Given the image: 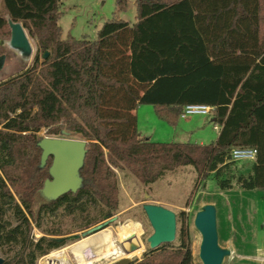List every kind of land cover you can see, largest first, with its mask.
Here are the masks:
<instances>
[{
  "label": "trees",
  "instance_id": "16d2710c",
  "mask_svg": "<svg viewBox=\"0 0 264 264\" xmlns=\"http://www.w3.org/2000/svg\"><path fill=\"white\" fill-rule=\"evenodd\" d=\"M134 1V22L116 15L129 0H116L115 16L88 40L61 37L59 0H2L0 37L9 36L8 14L42 57L48 53L0 81V247H18L2 264H36L62 246L68 237L53 224L59 217L80 220L83 230L115 211L113 168L148 185L191 166L197 183L264 190V0ZM144 104L170 126L184 106H209L217 137L208 144L141 138L135 111ZM42 129L86 142L81 187L53 200L41 192L52 161L39 166ZM235 148L256 150L246 174L230 158ZM186 220L176 214L177 244L148 249L132 264H195ZM42 224L52 226L34 239L33 226Z\"/></svg>",
  "mask_w": 264,
  "mask_h": 264
},
{
  "label": "rangeland",
  "instance_id": "374dc122",
  "mask_svg": "<svg viewBox=\"0 0 264 264\" xmlns=\"http://www.w3.org/2000/svg\"><path fill=\"white\" fill-rule=\"evenodd\" d=\"M59 4L62 14L58 24L63 39L70 36L75 39L95 40L98 29L116 13V0H59ZM0 14H4L2 0H0ZM135 14V1L129 0L126 12L116 15L132 23L135 21ZM8 38L9 36H2L0 42ZM28 38L33 53L27 62L5 45L0 46L5 52V58L0 66V81L31 66L36 55L40 61L43 60L42 54L37 51L35 39L30 36ZM135 113L140 137L152 142L208 144L213 142L218 134V130L213 128L214 124L209 114H191L179 119L176 126H170L156 116L152 105H139ZM38 137L56 136H51L42 129ZM66 137L82 140L80 135L73 133ZM236 162L238 172L248 173L252 161ZM113 170L118 189L117 209L109 212L111 217L89 228L104 221L107 222L106 225L84 238L83 232L89 228L78 230L80 220L69 216L59 217L53 224L59 226L68 238L62 246L39 257L36 264H49V260H52L50 256L54 252L61 255L59 264H87L85 259L90 249L108 239H113L118 249L120 242L127 252L126 257H129L133 263L148 250L147 238L152 234V228L142 209L144 203L161 205L173 211L175 215L180 211L185 212L195 264H201L198 258L201 236L194 227L193 220L196 212L205 204H213L215 207L219 246L230 250L229 256L224 258L222 264H264V190H244L237 185H233L229 190H220L212 178L197 183V174L191 166H180L167 171L148 185L142 184L125 168H113ZM90 214L99 215L96 210H90ZM11 223L16 224L13 220ZM51 226L50 224H42L38 228L33 226L31 232L33 238L38 239L43 236V229ZM179 228L180 223L176 221L175 239L171 244H177ZM75 234H78L79 238L71 237ZM17 249L18 247L14 246H2L0 257L8 259ZM123 257L121 254H111L94 259L92 264H111Z\"/></svg>",
  "mask_w": 264,
  "mask_h": 264
},
{
  "label": "water",
  "instance_id": "95a60500",
  "mask_svg": "<svg viewBox=\"0 0 264 264\" xmlns=\"http://www.w3.org/2000/svg\"><path fill=\"white\" fill-rule=\"evenodd\" d=\"M9 27V38L2 40L0 46L5 45L14 51L23 61L27 62L33 53V47L28 35L19 21H14L8 14L4 16ZM45 52L43 59L47 58ZM5 55L0 56V66ZM41 149L40 167H44L51 157V165L48 169L50 179L44 181L42 194L48 199H57L68 192H76L81 187L82 179L79 171L83 166L86 153L84 140L63 137H42L37 142ZM142 209L152 228V234L147 238L148 249L155 250L164 244H169L175 239L176 215L170 209L161 205L144 203ZM111 217V213L105 215V219ZM106 221L97 224L83 232V236H89L106 225ZM193 225L201 236L198 258L201 264H222L230 250L218 244L216 227V210L213 204L201 206L194 216ZM79 238L78 234L71 236ZM63 241V238L56 239ZM3 258L0 257V264ZM111 264H132V260L123 257Z\"/></svg>",
  "mask_w": 264,
  "mask_h": 264
},
{
  "label": "bare ground",
  "instance_id": "6f19581e",
  "mask_svg": "<svg viewBox=\"0 0 264 264\" xmlns=\"http://www.w3.org/2000/svg\"><path fill=\"white\" fill-rule=\"evenodd\" d=\"M84 238H86V237H84ZM119 244H120V246H119L120 248L118 249L117 247H115L113 239H108V240H104L102 243L92 247L90 249V251L88 252L87 258L85 259L87 261V264H92V261L94 259L97 260L99 258L106 257V256H109L111 254H115V255L121 254L124 257H126V254H127L126 250L123 248V246L120 242H119ZM51 258H52V260H49V264H52L53 263L52 261H54V260L59 262L61 255L58 252H56V253L54 252L53 254H51L50 259ZM127 258H129V257H127Z\"/></svg>",
  "mask_w": 264,
  "mask_h": 264
},
{
  "label": "built area",
  "instance_id": "2783aa9c",
  "mask_svg": "<svg viewBox=\"0 0 264 264\" xmlns=\"http://www.w3.org/2000/svg\"><path fill=\"white\" fill-rule=\"evenodd\" d=\"M211 109V107L206 105H186L183 107L181 118H185L191 114H210ZM215 129H218V127L216 126ZM255 155L256 150L254 148H235L231 151L230 158L234 161H253Z\"/></svg>",
  "mask_w": 264,
  "mask_h": 264
},
{
  "label": "crops",
  "instance_id": "0c3cea01",
  "mask_svg": "<svg viewBox=\"0 0 264 264\" xmlns=\"http://www.w3.org/2000/svg\"><path fill=\"white\" fill-rule=\"evenodd\" d=\"M136 110H137V109H136ZM215 127H216V125H214V127H213V128L215 129ZM215 130H216V129H215ZM217 130H219V129H217ZM58 263H59V262L55 260V262L53 261V263H52V264H58Z\"/></svg>",
  "mask_w": 264,
  "mask_h": 264
},
{
  "label": "flooded vegetation",
  "instance_id": "af4514ba",
  "mask_svg": "<svg viewBox=\"0 0 264 264\" xmlns=\"http://www.w3.org/2000/svg\"><path fill=\"white\" fill-rule=\"evenodd\" d=\"M103 220H106L105 218ZM68 237V236H67ZM117 261V260H116ZM115 262V261H114ZM113 263V262H112Z\"/></svg>",
  "mask_w": 264,
  "mask_h": 264
}]
</instances>
